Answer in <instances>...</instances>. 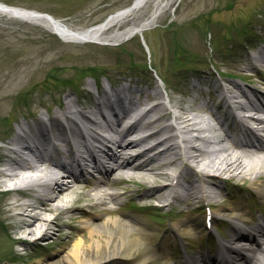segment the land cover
Returning a JSON list of instances; mask_svg holds the SVG:
<instances>
[{"label":"rangeland","instance_id":"rangeland-1","mask_svg":"<svg viewBox=\"0 0 264 264\" xmlns=\"http://www.w3.org/2000/svg\"><path fill=\"white\" fill-rule=\"evenodd\" d=\"M133 1L0 0L10 6L48 13L75 28L97 25L109 15L129 7ZM150 7L139 10L126 25L146 17ZM157 20L154 27L143 31L144 43L136 34L114 45L64 41L43 24L0 13V140L11 138L13 135L10 133L17 124L23 121L30 123V115L37 117L57 113L60 111L58 104L67 96L75 101L74 108L84 111L95 108L88 94H94L95 83L101 81L106 84V76L114 80L131 76L134 86L143 92L140 100L144 103L147 102V95L155 92L161 95L163 108L178 112V105L187 107L191 104L194 108L191 113L201 117H208V113L203 107L197 110L198 103L207 102L208 90H214L217 84L219 90L225 91L227 84L231 83L232 93L237 92L232 83L246 90L257 88L264 91V84L261 85L264 82V66L256 59L251 62V55L255 54L253 48L264 45V0H180L176 4L171 1L159 13ZM203 81L213 85L207 89ZM258 94L263 99L262 94ZM250 96L257 99L255 94L250 93ZM210 98L208 107L217 95ZM167 123L172 121L167 120ZM167 123L161 122L157 127ZM190 164L192 169L185 166L180 157L175 168L194 178V170L201 171V168L195 163ZM262 168L264 172V166ZM176 169L169 170L173 174ZM221 177L213 179L211 185L207 184L208 190L215 192L211 201L212 211L232 208L230 192H239L243 203L250 202L246 199L247 192L256 191L251 178L228 180L225 179L230 178L228 174ZM261 180L264 181V176ZM163 182L157 178V181L150 180L149 184ZM217 185L222 188L221 192H217ZM137 188H142L137 182L124 181L114 189L118 192L126 190L129 194L119 197L121 202L132 199L140 203L138 206L125 202L118 211L136 218L146 231L136 229L132 233L124 232L125 236L139 235L142 244L133 250L129 263L117 261L113 264H174L168 253L183 257L185 253L179 251L183 241L177 237L175 253L172 254L170 240L161 236L164 226L188 218L201 225L204 222L205 201L202 200L204 204L200 203L202 201L182 202L152 209L134 192ZM160 200L156 202H167L166 197ZM91 203L92 207L88 208ZM75 205L88 208L90 214H109L108 206L105 208L94 200L79 201ZM71 215L68 211L61 213L58 231L36 243L15 244L0 236V264H37L38 260L60 259L71 244L72 237L85 235V214L78 217ZM48 216L52 217V214ZM10 221L7 219L6 222ZM191 229L189 227L180 234L195 245L198 238ZM224 229L227 231L229 227ZM162 239L167 242L168 253L164 250L157 252L151 246ZM202 251H206L205 247Z\"/></svg>","mask_w":264,"mask_h":264},{"label":"bare ground","instance_id":"bare-ground-1","mask_svg":"<svg viewBox=\"0 0 264 264\" xmlns=\"http://www.w3.org/2000/svg\"><path fill=\"white\" fill-rule=\"evenodd\" d=\"M171 1L176 4L180 0H134L129 7L117 11L97 25L86 28H75L61 20L52 21L35 11L4 5L2 2H0V13L43 24L68 42L120 43L133 37L139 31L143 32L154 27L159 13ZM146 6H151L146 17L126 25L130 19H134L133 16L139 10ZM122 25L126 26L121 28ZM257 61L264 63V48L258 52ZM232 87L237 91L235 94L227 88L223 95V102H227V108L235 107L243 112L264 110V106L257 104L258 102L249 97L248 92L252 94L258 92L256 88L246 90L237 83H232ZM5 97L12 96L6 95ZM239 97L244 98L245 101H240ZM147 99L154 102L145 107L142 106L146 103L139 98L133 99L128 108L121 106V101H115L121 106L122 113L114 112L112 116L115 123L107 124L112 136L110 144L113 147L108 148L109 151L101 150L104 165L109 164V167H104L103 162L93 159L87 133L83 132L77 119L87 118L95 128L101 127L99 118L108 122L103 113V107H111L113 105L111 99L104 97L97 101L96 111H90L93 118L86 117V112L77 108L73 113L72 108L75 107V101L68 96L58 104L60 111L57 113L37 116L36 131L26 139L19 137L18 141L22 143V147L12 151L13 157L5 160L4 155L0 154V162L5 161L8 165L7 170H0V175L23 184L10 192L0 193V236L8 239L10 243L33 236V242L36 243L43 237H48L58 231L61 213L71 212V217L85 214L86 217L83 220L85 235L72 237L71 244L60 259L38 260L37 264H113L117 261L129 263L132 260L130 256L133 250L142 244V240L139 235L125 236L124 232L132 233L136 229L144 231L145 228L141 227L136 218L127 214H115L114 208L108 206L110 203L119 202V193L109 188L121 181L128 179L131 182H137L142 188H137L134 192L139 194L141 201L148 202V205L163 197L167 199L169 194L172 195L175 185L183 187L176 196L184 198L187 203L203 199L211 203L215 192L209 191L208 185L213 183V179L221 178L226 174L230 178H251L254 189L264 197V181L261 180L264 176L262 168L264 166V145H259L258 148L240 146L236 149L235 147L239 145L228 133L223 134L216 141L212 140L207 135L213 127L212 120L217 119L220 124H223V119L217 116L206 105V102L198 103L196 108L198 110L203 107L209 112L208 117H201L191 113V110H194L191 104L187 107L178 105L179 111L172 112L163 108V103L156 94L150 93ZM220 104L221 101L217 103V105ZM249 118L254 120L252 117ZM167 119L172 123L157 127V124ZM246 119L245 116L238 118L240 121H246ZM258 123V130L264 133V120ZM19 128L27 129L30 125L24 122ZM145 129L152 130L147 137L140 140L127 139L135 132ZM90 132L89 137L90 134L92 138L97 136L94 130ZM250 132L253 133L252 130ZM162 133L165 135L161 136ZM52 136L56 138L57 143L54 142ZM151 138L155 139V143L141 148ZM60 145L65 146L71 154L82 152L79 158L83 162L91 163L94 168L98 170L106 168L102 178L91 183L80 180L79 177L65 180L63 177L45 176L46 172L50 171V166L60 165L59 161L53 160L45 150L51 149V151L58 152L61 149ZM131 148L136 150L141 148V152L136 155L125 152ZM143 157L145 159L138 161ZM180 157L183 158L185 166L188 165L191 168L190 163H195L200 166L201 171L194 170L196 174L194 178L188 177L182 169L177 171L175 165ZM169 169H176V171L172 174ZM157 178L164 182L149 184L150 180L157 181ZM221 191L222 188L218 186L217 192ZM23 197H28V199L23 201ZM93 200L99 205H105V208L108 206L109 214L88 213V208L92 207L93 203L88 204V208L75 205L79 201L92 202ZM12 210L16 211L12 212ZM49 213L52 217L48 216ZM216 213L232 218L235 222L241 219L238 215L235 216L232 212L222 208L217 209ZM7 219L13 222L7 223ZM191 223L192 221L187 219L174 221L171 223V231L183 232ZM237 232L235 229L230 234V239L227 240L230 246L234 243ZM244 240H247L250 245L240 246L239 249L229 247L230 250L241 256L244 260L242 264H264V230L259 231L257 247L253 246L255 241L248 235ZM204 259H207L204 255L190 258L195 262Z\"/></svg>","mask_w":264,"mask_h":264}]
</instances>
